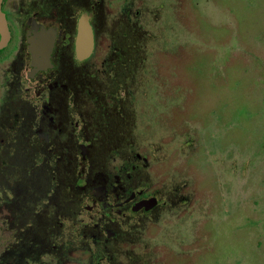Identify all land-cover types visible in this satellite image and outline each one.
<instances>
[{
    "label": "rangeland",
    "instance_id": "374dc122",
    "mask_svg": "<svg viewBox=\"0 0 264 264\" xmlns=\"http://www.w3.org/2000/svg\"><path fill=\"white\" fill-rule=\"evenodd\" d=\"M105 2L94 89L165 204L126 264H264V0Z\"/></svg>",
    "mask_w": 264,
    "mask_h": 264
},
{
    "label": "flooded vegetation",
    "instance_id": "af4514ba",
    "mask_svg": "<svg viewBox=\"0 0 264 264\" xmlns=\"http://www.w3.org/2000/svg\"><path fill=\"white\" fill-rule=\"evenodd\" d=\"M105 1L1 2L0 264H126L165 206L146 183L147 160L123 158V89L108 88L105 102L94 89ZM84 16L93 50L79 59Z\"/></svg>",
    "mask_w": 264,
    "mask_h": 264
},
{
    "label": "water",
    "instance_id": "95a60500",
    "mask_svg": "<svg viewBox=\"0 0 264 264\" xmlns=\"http://www.w3.org/2000/svg\"><path fill=\"white\" fill-rule=\"evenodd\" d=\"M1 2L2 0H0V34L2 35L0 47L6 42L7 36H8L6 22H5L3 14L1 13ZM41 41L42 40L39 36L38 38L34 39L33 49L37 47V45H39ZM76 45H77V53H78L79 59H85L88 56H90V54L92 53V50H93L92 31L88 24V20L85 16L82 17L79 22L78 37H77ZM34 53H35V50H34ZM38 56H39L38 53L34 54L35 60L38 58Z\"/></svg>",
    "mask_w": 264,
    "mask_h": 264
}]
</instances>
